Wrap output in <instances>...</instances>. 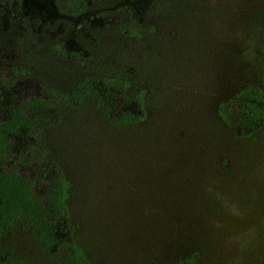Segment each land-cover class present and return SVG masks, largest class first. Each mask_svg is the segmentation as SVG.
I'll return each mask as SVG.
<instances>
[{"label": "rangeland", "instance_id": "1", "mask_svg": "<svg viewBox=\"0 0 264 264\" xmlns=\"http://www.w3.org/2000/svg\"><path fill=\"white\" fill-rule=\"evenodd\" d=\"M55 1L60 10L53 0H0V120L8 105L58 97L56 124L40 147L71 182L67 202L79 246L91 264H176L193 252L197 264H225L224 240L258 219L247 213L240 223L224 202L264 209V199L247 202L264 197V127L238 140L218 116L234 37L220 33L225 25L212 33L210 21L264 14V0ZM130 1L143 7L137 25ZM94 75L126 76L133 99L144 92L148 119L115 127L90 99L68 105L72 89ZM130 110L139 111L137 103ZM43 170L37 163L20 173L41 180ZM209 185L219 198L205 194ZM46 188L40 182L35 190L43 196ZM263 240L260 233L246 255L264 249ZM2 244L3 264H75L66 249L37 245L27 224Z\"/></svg>", "mask_w": 264, "mask_h": 264}, {"label": "trees", "instance_id": "2", "mask_svg": "<svg viewBox=\"0 0 264 264\" xmlns=\"http://www.w3.org/2000/svg\"><path fill=\"white\" fill-rule=\"evenodd\" d=\"M130 3L132 21L137 20V25L143 7L138 6V2ZM53 4L61 9L55 0ZM257 5L249 6L248 9ZM224 25L227 32H220ZM210 27L216 29L212 33L220 32L234 37L232 43L226 46V89L218 103V116L232 138H253L264 127V64L261 63L264 58V14L251 17L247 13H225L219 20L212 19ZM183 65L191 67L188 60ZM211 79L212 84L216 85L218 78L214 71L211 72ZM3 85L0 81V88ZM130 86L132 83L126 80V76L94 75L72 89L66 99L67 104L74 106L90 99L106 122L115 127L142 123L148 119V101L143 91L133 99L128 93ZM58 102V97L51 95L48 98L32 97L17 105L4 107L5 119L0 120V264L5 263L8 255L2 238L21 223L27 224L34 233L36 244L46 252L63 248L71 254L75 264H91L75 238L72 212L67 202L71 182L60 166L45 161L47 152L40 147L43 132L56 124ZM133 102L137 103L139 111L130 110ZM37 163L44 167L41 180L20 173L21 167ZM222 163L228 165L227 160ZM227 172L232 176L231 169ZM40 182L47 185L43 196L35 190ZM258 199L256 201L254 197L247 196V202L253 204L264 197ZM245 211L255 215L258 225L264 219V209L258 210L256 207ZM238 220L246 223L245 219ZM233 231L234 227L231 228ZM260 233L264 237V225H260ZM247 251L244 253V263L264 264L263 246L254 256L246 255ZM227 252L231 257L235 250L227 249ZM198 259L199 255L193 252L179 256L176 264H197Z\"/></svg>", "mask_w": 264, "mask_h": 264}, {"label": "clouds", "instance_id": "3", "mask_svg": "<svg viewBox=\"0 0 264 264\" xmlns=\"http://www.w3.org/2000/svg\"><path fill=\"white\" fill-rule=\"evenodd\" d=\"M205 194L219 198L216 189L211 185L205 188ZM224 207L235 219L243 220L247 215L241 205L224 202ZM260 225H264V219L259 222V225L250 224L243 231L233 233L224 240L223 244L226 248L235 250L234 255L229 257L227 264H244V253L257 241L260 234ZM215 227L220 228L222 225L216 223Z\"/></svg>", "mask_w": 264, "mask_h": 264}]
</instances>
